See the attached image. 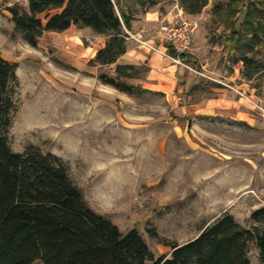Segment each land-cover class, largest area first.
<instances>
[{
	"label": "rangeland",
	"instance_id": "obj_1",
	"mask_svg": "<svg viewBox=\"0 0 264 264\" xmlns=\"http://www.w3.org/2000/svg\"><path fill=\"white\" fill-rule=\"evenodd\" d=\"M145 1L134 3L133 20L183 8L200 23L186 65L179 64L186 74L175 87L169 75L166 86L147 84L150 66L129 53L119 62L134 68L121 79L135 85L134 92L105 84L100 74L117 76L116 64H93L100 50L92 44L95 33L75 25L46 31L37 46L30 45L8 10L16 3L28 6L29 0H0V52L19 63L8 134L12 149L23 153L34 146L61 157L88 205L123 233L137 228L157 258L227 213L251 227L252 212L264 206V117L227 87L236 85L264 101V47L254 40L263 37L256 38L254 29L264 27V0H209L195 13L192 0ZM142 28L129 31L149 40L145 33L157 29ZM233 30L240 32L235 44ZM128 39L133 54L154 52ZM222 88L234 100L232 112H215L213 102L210 108L193 105L217 97ZM70 124L76 131L73 144L56 135ZM249 256L251 264H262L255 242Z\"/></svg>",
	"mask_w": 264,
	"mask_h": 264
},
{
	"label": "trees",
	"instance_id": "obj_2",
	"mask_svg": "<svg viewBox=\"0 0 264 264\" xmlns=\"http://www.w3.org/2000/svg\"><path fill=\"white\" fill-rule=\"evenodd\" d=\"M145 0H29L28 6L8 7L15 28L32 46L46 31L63 32L71 26L91 28L106 37V45L91 60L95 65L116 64L117 76L106 73L105 83L133 93L136 86L121 79L131 64L118 63L129 49L134 3ZM184 3L189 0H182ZM191 13L209 0H192ZM254 35L264 47V27ZM233 30L230 41L238 42ZM261 39H263L261 41ZM172 55H176L171 51ZM246 63L252 59L244 57ZM19 63L0 52V264H251L250 243L255 242L264 264V206L251 214L252 226L224 214L202 233L173 244L168 255L155 257L137 228L123 233L119 226L88 205L69 175L66 162L56 154L31 146L15 152L9 141L16 109L13 83ZM248 77L251 75L247 74Z\"/></svg>",
	"mask_w": 264,
	"mask_h": 264
},
{
	"label": "crops",
	"instance_id": "obj_3",
	"mask_svg": "<svg viewBox=\"0 0 264 264\" xmlns=\"http://www.w3.org/2000/svg\"><path fill=\"white\" fill-rule=\"evenodd\" d=\"M171 16H172V13H170V12L162 15L159 11H150V12L147 13V17L134 19L132 21V29L131 30H133V31L136 30L137 31V29H139L140 27L143 26L142 30L145 31V30H148V29L150 30V29H152V27L154 28V26H156L157 27L156 32H157L159 30L160 26L164 22H166ZM73 26H71L69 29H71ZM75 28L79 29L81 31L88 30V31L94 32L95 33L94 34L95 35V41H93V43H92L93 46L98 45L99 49H102L103 47H105V45H106V37L98 35L91 28H78L76 25H75ZM69 29H67L65 31H68ZM65 31H63V32H65ZM49 32L50 33L51 32L57 33V32H54V31H49ZM145 34H146V37H148L151 40H154L157 43H159V40L156 37V33H145ZM83 48H85V50H88L91 47L87 48L86 46H84ZM133 48L134 47L131 46L129 48V50L127 51V53H129V55H133V56H129V57H131L132 60H134V61H136L138 63H145L148 66H150V73H149L147 78L150 79L152 81V83L151 82H147V84H150V85L154 84L156 86H158V85H163V86L165 85L166 86L168 84H166V80H165L164 77L166 75H169L170 79L173 81L172 84H171V87L172 86L175 87L176 81L179 78L183 77V75L186 74V70H185L184 66L179 65L177 63H174L173 60H171L170 58L164 57L163 55H161L158 52H153V53L149 52L148 53L145 50L144 51L141 50V51L136 52L135 54H133V52L135 51ZM126 54H124L123 56H125ZM160 55L162 56V59H161ZM123 56H121L119 58L118 63H120L119 61L121 60V58ZM186 59H187V54L183 57L184 61ZM132 60H130V61H132ZM153 72H156V76L153 75ZM181 87H182V90L179 87V91L182 93V95L186 94L187 91L184 89L185 87L184 86H181ZM216 90L220 91L222 93H218L217 97L207 99V101H203L202 103L195 102L193 105H195L196 108L199 107V106H201V108H205V106L208 107L209 105H211L210 103L213 102L214 104H212L211 108L215 112H217V113H230V112H232L233 108H232V106L229 103L234 102V100L231 99V98L226 97L228 90L226 88L216 89ZM166 91H168V90H166ZM173 92L174 91L171 90V93H173ZM182 98L183 97H180V99H182ZM242 100L243 99H240L239 101L242 103ZM220 102H226L227 104L222 105ZM245 105L247 106L248 109H251L250 106L247 103ZM209 108H210V106H209ZM238 113H240V111ZM247 114L252 119V116H251L249 111L247 112ZM252 120H254V119H252Z\"/></svg>",
	"mask_w": 264,
	"mask_h": 264
},
{
	"label": "built area",
	"instance_id": "obj_4",
	"mask_svg": "<svg viewBox=\"0 0 264 264\" xmlns=\"http://www.w3.org/2000/svg\"><path fill=\"white\" fill-rule=\"evenodd\" d=\"M200 23L195 18L188 17L183 8H179L176 14L164 22L156 32L159 40L157 43L151 39H143L138 34H133L126 29L129 38L137 40L142 46H147L150 51L158 52L161 55L170 58L177 64H185L183 57L190 53L193 48L194 35L197 33ZM175 52V56L171 51ZM236 91L242 99L248 102L254 113L264 117V101L259 100L254 93H248L247 90L233 85L227 86Z\"/></svg>",
	"mask_w": 264,
	"mask_h": 264
},
{
	"label": "bare ground",
	"instance_id": "obj_5",
	"mask_svg": "<svg viewBox=\"0 0 264 264\" xmlns=\"http://www.w3.org/2000/svg\"><path fill=\"white\" fill-rule=\"evenodd\" d=\"M75 132V127L73 124L67 125L66 127L61 128L59 129V131H57V139L67 144H73L77 141Z\"/></svg>",
	"mask_w": 264,
	"mask_h": 264
}]
</instances>
